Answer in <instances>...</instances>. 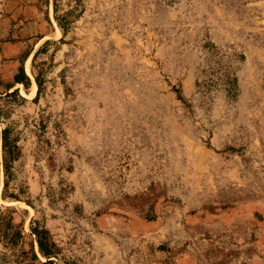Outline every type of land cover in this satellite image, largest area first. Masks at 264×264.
<instances>
[{"label": "rangeland", "instance_id": "obj_1", "mask_svg": "<svg viewBox=\"0 0 264 264\" xmlns=\"http://www.w3.org/2000/svg\"><path fill=\"white\" fill-rule=\"evenodd\" d=\"M5 127L0 264H264V0H0Z\"/></svg>", "mask_w": 264, "mask_h": 264}, {"label": "trees", "instance_id": "obj_2", "mask_svg": "<svg viewBox=\"0 0 264 264\" xmlns=\"http://www.w3.org/2000/svg\"><path fill=\"white\" fill-rule=\"evenodd\" d=\"M76 6L80 5L81 0H74ZM56 13V10L54 9ZM72 11L67 12L64 16H57L55 15V20L57 21L58 26L62 30V33L65 34L69 20L67 16H69ZM35 81L37 82V78L35 77ZM30 83L29 77L24 73L23 67H19V72L14 75L13 84L7 85L6 87L9 89L14 84H22L25 88L28 87ZM18 95V89L13 90L11 93H8V96ZM20 97V96H19ZM24 100L22 97H20ZM0 154L2 158V166H3V173L5 178L7 179L10 174V167L13 161H15L20 155V149L17 145L15 139L10 137V129L5 127L0 129ZM6 182V181H5ZM6 186V183H5ZM5 196V193L3 194ZM8 197L17 198L15 195H8ZM36 221H33L30 230L32 239L29 243L30 248L29 252L31 253L32 260H38L37 253L35 251V246L37 247L38 253L45 257L47 260L41 264H55L51 257H54L56 254L57 246L54 241L51 240L49 232L44 227H39ZM12 227V223L10 220L1 221L0 223V235L2 237H6L7 229ZM13 241V237L10 239V242Z\"/></svg>", "mask_w": 264, "mask_h": 264}, {"label": "bare ground", "instance_id": "obj_3", "mask_svg": "<svg viewBox=\"0 0 264 264\" xmlns=\"http://www.w3.org/2000/svg\"><path fill=\"white\" fill-rule=\"evenodd\" d=\"M26 69H27V72L30 73L29 64H27Z\"/></svg>", "mask_w": 264, "mask_h": 264}]
</instances>
